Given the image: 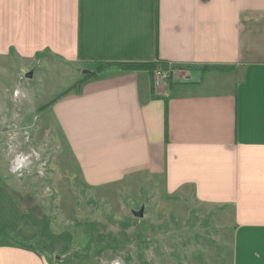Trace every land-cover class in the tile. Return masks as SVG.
<instances>
[{
	"label": "crops",
	"instance_id": "obj_1",
	"mask_svg": "<svg viewBox=\"0 0 264 264\" xmlns=\"http://www.w3.org/2000/svg\"><path fill=\"white\" fill-rule=\"evenodd\" d=\"M10 51L72 71L53 99L101 70L46 110L69 182L210 206L230 264H264V0H0ZM155 60L170 70L158 88L148 71L104 68ZM50 230L0 195V264H56L44 253L70 252L72 234Z\"/></svg>",
	"mask_w": 264,
	"mask_h": 264
},
{
	"label": "rangeland",
	"instance_id": "obj_2",
	"mask_svg": "<svg viewBox=\"0 0 264 264\" xmlns=\"http://www.w3.org/2000/svg\"><path fill=\"white\" fill-rule=\"evenodd\" d=\"M52 61L21 60L11 51L0 56V195L25 215L47 219L52 235L72 234L70 252L44 257L56 264L66 258V264H230L218 210L151 188L94 190L68 181L46 110L73 75L43 64ZM17 158L26 159L20 168Z\"/></svg>",
	"mask_w": 264,
	"mask_h": 264
},
{
	"label": "trees",
	"instance_id": "obj_3",
	"mask_svg": "<svg viewBox=\"0 0 264 264\" xmlns=\"http://www.w3.org/2000/svg\"><path fill=\"white\" fill-rule=\"evenodd\" d=\"M158 60L153 62H133V63H115V64H105L104 68L110 66H116L124 71H148L152 76L153 73L158 69H165V66ZM101 70L99 68L92 72L91 74L86 75L83 79L76 82L71 88L62 92L61 94L57 95L48 105L52 104L55 100L59 99L60 97L66 95L69 91L76 89L78 86L82 85L85 81L94 77L96 73H99ZM170 75V74H169ZM169 77V76H168ZM46 105V106H48Z\"/></svg>",
	"mask_w": 264,
	"mask_h": 264
},
{
	"label": "built area",
	"instance_id": "obj_4",
	"mask_svg": "<svg viewBox=\"0 0 264 264\" xmlns=\"http://www.w3.org/2000/svg\"><path fill=\"white\" fill-rule=\"evenodd\" d=\"M170 70L169 68L165 69H158L153 73V87L158 88L166 83L167 79L169 78ZM25 158H17L15 165L16 167H21L22 164L25 162ZM113 264H120V263H113ZM123 264V263H122Z\"/></svg>",
	"mask_w": 264,
	"mask_h": 264
},
{
	"label": "water",
	"instance_id": "obj_5",
	"mask_svg": "<svg viewBox=\"0 0 264 264\" xmlns=\"http://www.w3.org/2000/svg\"><path fill=\"white\" fill-rule=\"evenodd\" d=\"M84 74H88L89 72L88 71H83ZM26 78H30L31 77V74L30 73H27L25 75ZM133 215L137 218H141L143 216V209H140L138 212H134Z\"/></svg>",
	"mask_w": 264,
	"mask_h": 264
}]
</instances>
